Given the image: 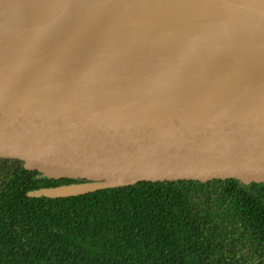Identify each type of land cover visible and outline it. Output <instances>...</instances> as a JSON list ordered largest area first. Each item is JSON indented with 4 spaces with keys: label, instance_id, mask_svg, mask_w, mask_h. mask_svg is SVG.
I'll return each instance as SVG.
<instances>
[{
    "label": "water",
    "instance_id": "obj_1",
    "mask_svg": "<svg viewBox=\"0 0 264 264\" xmlns=\"http://www.w3.org/2000/svg\"><path fill=\"white\" fill-rule=\"evenodd\" d=\"M95 1L0 0V169L46 198L264 186V0Z\"/></svg>",
    "mask_w": 264,
    "mask_h": 264
},
{
    "label": "trees",
    "instance_id": "obj_2",
    "mask_svg": "<svg viewBox=\"0 0 264 264\" xmlns=\"http://www.w3.org/2000/svg\"><path fill=\"white\" fill-rule=\"evenodd\" d=\"M43 187L0 171V264H264V186Z\"/></svg>",
    "mask_w": 264,
    "mask_h": 264
},
{
    "label": "bare ground",
    "instance_id": "obj_3",
    "mask_svg": "<svg viewBox=\"0 0 264 264\" xmlns=\"http://www.w3.org/2000/svg\"><path fill=\"white\" fill-rule=\"evenodd\" d=\"M195 1H201V0H192L191 2L193 3ZM88 2H89V4H91L93 6L96 4L95 0H88ZM60 4H62V3H60ZM80 4H82V2ZM215 7L216 6H214V8ZM54 9L57 10V16H59V17L63 16V18H65V19H68V18H70L69 16L74 15V16L78 17V19L81 22H83L84 24L89 25V26H91V25L92 26H96V25L104 26V27L108 28L110 31H114V30L116 31L119 28V24L117 22L105 21V20H103V18L99 14L94 13V12L87 10V9L85 11H79V12L70 11L68 7H57V6H55ZM240 10H243V9H238L235 6L227 8V12H230V13L239 12ZM14 11H15V9L11 10L12 15H14ZM247 13H248L249 17L254 16L251 12H247ZM100 14H102V13L100 12ZM256 16L257 17L254 20L257 22V25L258 26H264V18H262L260 15H256ZM14 23L16 25H18L15 22V18H14ZM252 26L255 27V24H253ZM236 27H238V25L235 24L232 27V29L234 30ZM254 29L250 28V31L252 32V31H254ZM58 34L60 35L62 41H64L65 43H84L86 41V39L83 37L82 33H80V32L72 33V34H61V33H58ZM262 42L264 43V40Z\"/></svg>",
    "mask_w": 264,
    "mask_h": 264
},
{
    "label": "flooded vegetation",
    "instance_id": "obj_4",
    "mask_svg": "<svg viewBox=\"0 0 264 264\" xmlns=\"http://www.w3.org/2000/svg\"><path fill=\"white\" fill-rule=\"evenodd\" d=\"M0 171H2V172L7 171V172H11V173H13L12 171L5 170V169H0Z\"/></svg>",
    "mask_w": 264,
    "mask_h": 264
}]
</instances>
